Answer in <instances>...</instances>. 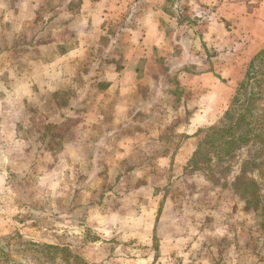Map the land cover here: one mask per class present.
Masks as SVG:
<instances>
[{
    "label": "rangeland",
    "instance_id": "374dc122",
    "mask_svg": "<svg viewBox=\"0 0 264 264\" xmlns=\"http://www.w3.org/2000/svg\"><path fill=\"white\" fill-rule=\"evenodd\" d=\"M262 48L264 0H0V264H51L19 234L89 264H264V173L258 209L233 186L256 149L190 162Z\"/></svg>",
    "mask_w": 264,
    "mask_h": 264
},
{
    "label": "trees",
    "instance_id": "16d2710c",
    "mask_svg": "<svg viewBox=\"0 0 264 264\" xmlns=\"http://www.w3.org/2000/svg\"><path fill=\"white\" fill-rule=\"evenodd\" d=\"M205 132V137L190 159L194 166L210 162L214 155L220 160L232 159L245 146L256 149L252 160L244 166L233 186L249 209H258L263 195L258 181L250 174L258 168L264 173V48L250 61L223 118ZM19 237L23 244H32L39 249L51 264L58 257L68 264H89L67 246L38 243L25 239L21 234ZM9 255L0 244V256L8 258Z\"/></svg>",
    "mask_w": 264,
    "mask_h": 264
},
{
    "label": "crops",
    "instance_id": "0c3cea01",
    "mask_svg": "<svg viewBox=\"0 0 264 264\" xmlns=\"http://www.w3.org/2000/svg\"><path fill=\"white\" fill-rule=\"evenodd\" d=\"M93 6H94V3H92V9L93 10L98 9V5H95V9L93 8ZM105 8H107V7H105ZM96 11H98V10H96ZM161 11L162 10L158 8V12H161ZM149 16H151V14H149ZM93 17L96 20V16L94 15ZM160 25H161V22L159 20H154V21H149L148 23H145L144 27L140 28V31L142 32V34L145 35L143 40H144V43L146 44V47L148 49H151V47H154L155 45H158L161 40L163 41V39H164V35H163L164 34V30L163 31L160 30ZM141 37H143V36H141ZM149 52H150V50H149ZM140 56H143V54L140 55ZM144 57L148 58L149 60H152L153 58H155V57H152V55H150V53H147V55H144ZM61 60H62V58L60 59L59 62H61ZM155 62H157V60ZM115 68H111L110 67L109 69H106V73L109 72L110 74H112V75H114L116 77H119L120 74L122 76H124V74H126L129 70H131V68H133V64H131V62L125 63V67L122 68L121 72H117ZM113 69H115V70H113ZM108 79H105L106 82H108L107 81ZM109 80H111V78ZM114 86H115V84L111 85L112 88ZM123 87H126V85L123 84ZM86 101H88V100H86ZM192 144L193 143H190V144L189 143H185L178 150V155L177 156H180L179 162H182L183 161L182 159L186 160L184 156L192 154V152L194 151V147H191Z\"/></svg>",
    "mask_w": 264,
    "mask_h": 264
}]
</instances>
